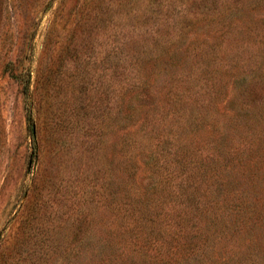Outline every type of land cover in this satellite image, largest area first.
Masks as SVG:
<instances>
[{
	"label": "rangeland",
	"instance_id": "1",
	"mask_svg": "<svg viewBox=\"0 0 264 264\" xmlns=\"http://www.w3.org/2000/svg\"><path fill=\"white\" fill-rule=\"evenodd\" d=\"M0 264H264V0H0Z\"/></svg>",
	"mask_w": 264,
	"mask_h": 264
},
{
	"label": "trees",
	"instance_id": "2",
	"mask_svg": "<svg viewBox=\"0 0 264 264\" xmlns=\"http://www.w3.org/2000/svg\"><path fill=\"white\" fill-rule=\"evenodd\" d=\"M24 94H27V93H26V87H25V84H24Z\"/></svg>",
	"mask_w": 264,
	"mask_h": 264
}]
</instances>
